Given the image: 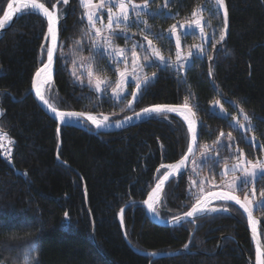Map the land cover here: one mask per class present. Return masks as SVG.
Returning a JSON list of instances; mask_svg holds the SVG:
<instances>
[{
	"label": "trees",
	"instance_id": "trees-1",
	"mask_svg": "<svg viewBox=\"0 0 264 264\" xmlns=\"http://www.w3.org/2000/svg\"><path fill=\"white\" fill-rule=\"evenodd\" d=\"M8 1L0 0V15ZM39 1L48 8L57 4L59 17L65 16L51 87L45 86L47 99L58 109L90 111L112 123L146 106L181 105L187 98L198 119L199 142L187 172L166 185L155 206L160 218L184 213L198 196L221 187V168L239 152L251 160L264 154V0H225L229 30L220 43L224 15L212 0H153L147 6L151 12L136 9L120 24L126 32L111 35L116 45L142 43L149 37L163 50L171 49L168 30L191 18L200 5L213 25V37L202 56L194 57L183 71L156 65L152 79L140 89L129 84L118 99L111 94L117 66L101 48L93 47L95 34L79 1L71 0L69 6L62 0ZM33 13L18 16L0 38V129L14 141H3L11 149L9 158L0 147V264H24L26 256L35 257L31 264H249L232 240L254 259L247 222L230 204H219L229 208L226 213L195 221L190 253L151 260L127 246L118 222L123 207L125 234L136 249L174 251L187 242L193 223L174 228L152 223L143 199L164 172L162 165L185 153L188 131L182 119L160 113L122 132L97 136L66 126L58 136L57 123L30 93L32 75L47 55L46 21ZM90 67L95 77L107 81L99 93L88 87L80 71ZM241 109L250 117L251 129L232 124L233 117L243 120ZM252 185L261 199L264 178L235 192L243 197ZM253 212L264 244V207L255 206Z\"/></svg>",
	"mask_w": 264,
	"mask_h": 264
},
{
	"label": "snow or ice",
	"instance_id": "snow-or-ice-1",
	"mask_svg": "<svg viewBox=\"0 0 264 264\" xmlns=\"http://www.w3.org/2000/svg\"><path fill=\"white\" fill-rule=\"evenodd\" d=\"M17 6L13 7L12 3L8 4V10L4 12L3 18H0V29H3L6 27V22L10 21L13 17V15L16 14H25L30 15L34 14L31 10H35L42 14L44 17L47 18V32L45 33V38L47 39L49 36H51L53 43L51 46L47 47V55L48 60L47 63L43 64V66L37 70L35 77L33 79V88L36 90V96L45 104L48 106V108L55 114L56 118L60 121H64L65 118H73V117H83L84 113H77V112H62L58 111L55 106H53L52 103L49 102L48 99L45 97V86L48 88L51 87V72H52V66H53V53L56 48V35H57V22L59 20V14L56 11L49 10L48 7L45 6L44 3L38 2V0H16ZM69 0H63L64 4H68ZM110 4L111 6L108 7V24L106 26L102 27H96V19L98 18V12L100 9H103L105 5ZM216 5L220 9H223V15H224V28H227L228 24V12L225 5V0H215ZM81 6L85 9L84 15L87 17L88 21V29L90 32H94L95 36L100 37V40L104 42L106 47H111V36H105L104 31L105 28L111 33L113 32V24L116 25L117 28L120 27V21L121 19L126 23L129 20V6L131 5V8L133 11H135L138 8H147L148 6V0H144L142 5L138 4H132L131 0H100L99 3H93V0H80ZM166 6V5H165ZM56 8V5H53V9ZM113 8L116 9V11H113ZM137 16H139V12L136 13ZM193 19L187 23V24H181L179 25L180 28H198L200 30L201 37L205 35L204 28L202 27V17L198 16L197 11L193 10L192 13ZM146 23V22H145ZM102 24V21H101ZM171 34L176 37L177 41V60L179 61L182 57L179 52L180 48V36L177 34V26L173 25L171 26ZM226 31H222L220 35V40L217 41V43H220L225 39ZM147 39V37H145ZM100 41H96L93 44V47H97L99 45ZM149 45H151L152 41H148ZM44 47V45H42ZM135 47V46H134ZM194 47H197L200 49V51H203L202 46L196 45ZM213 47H216L214 44ZM116 54L118 56H123L124 50L119 49L115 50ZM133 73H135L136 68V62L138 60V57L136 53L133 51ZM154 55L161 61L164 62V57L160 55L159 51H154ZM192 55V52L189 51L187 56H184L183 59L187 60L188 57ZM145 60H148L149 57L145 56ZM209 59H213V57H209ZM42 74L44 75V79H41ZM211 69L209 71V75H211ZM89 77L91 78L93 76V72L90 70L88 72ZM129 75L127 70L120 73L121 77H126ZM153 76H155V73H153ZM148 80V77L144 78L143 82H140L138 80L137 82V89H140L142 86V83H146ZM91 83V79L89 81ZM106 80L97 79L95 81V87L97 91H100L101 85L106 84ZM123 86L121 82H117L116 87L113 88V94L114 96L119 97L120 93L123 91ZM136 93H133V96H135ZM131 101H129V106L131 105ZM218 104L219 101H216ZM184 109H187L189 113H191V108L188 105L187 98L185 100V104L183 105ZM167 112H177L180 111L177 107L169 106V105H155L149 108H145L142 110L143 114H150V113H156L160 114L163 111ZM3 113V109L0 108V114ZM137 117L141 115V113L135 114ZM194 115V113H192ZM241 115L243 116V119L245 121H248L247 127L249 129L252 128L251 125V119L250 117L243 112V109H241ZM88 120L92 122L97 128L101 127L105 121L108 120L107 116H104L102 119H97L94 116L89 115L87 117ZM126 119H130L127 118ZM186 120H188L189 124V131L193 134V140L195 139L196 135V129H195V121L189 120L188 117H185ZM233 119L236 121L237 124H239L241 127H245L244 124H240V121L237 120L235 117ZM117 126H119V121H117ZM59 131V128H58ZM223 135V134H221ZM229 138H231V134L229 133ZM7 140L9 144H13L14 141L11 140L8 137V134L3 131V129H0V147H3V141ZM189 153L192 151L191 145H189L188 149ZM205 151H207V146H205ZM239 152V150H238ZM203 156L204 153H201ZM187 159V154H185V157L182 158L179 162H177L174 165H162V167L169 168L171 171L165 172L162 177H160L156 183L155 188L153 189V192L149 194V199L144 201V203L148 206L149 211L155 212L156 208L154 207V204L160 200V193L163 191L165 182L168 181L172 176H174L177 172H179L184 164L185 160ZM227 165H225V168L227 169ZM232 170L240 171V176H233L230 181H227V189L226 191L221 192H214V193H208L207 196L201 195L200 198L197 199L196 203L193 205L192 209L184 214V217H173V222L179 223L181 219L192 217L196 213H202L205 211H229V208L223 207V208H208L207 207V200L208 197H213L218 200L222 201H235L237 205L240 206L241 209L247 214L248 223L249 226L252 229L253 233V240L256 242V264H264V250H262V246L260 244L258 235H257V220L253 217V208L255 206L264 207V192H261L262 199L259 201L255 200V191L252 193V199H249L248 194L244 195L243 200L240 199L239 196L235 195V191L237 188H239L240 184L247 185L250 182H255L259 178H264V160H248L246 157H244V154L242 152H239L238 161L236 164L232 165ZM159 171V169L157 170ZM227 173L225 172V175ZM202 183V182H201ZM201 192L203 193V188H201ZM153 196H155V199H153ZM65 217L68 216V213L66 212ZM185 248L188 247L187 244L184 245ZM152 255H155L153 253ZM35 257L26 256L24 259V264H31V261L34 260Z\"/></svg>",
	"mask_w": 264,
	"mask_h": 264
},
{
	"label": "water",
	"instance_id": "water-1",
	"mask_svg": "<svg viewBox=\"0 0 264 264\" xmlns=\"http://www.w3.org/2000/svg\"><path fill=\"white\" fill-rule=\"evenodd\" d=\"M63 1V0H62ZM153 0H148V5L151 4ZM38 2H41L38 0ZM71 0H69L68 2V6L70 4ZM132 4H138V5H142L144 1L138 3V2H135L133 0H131ZM9 3H12L13 4V7H16L17 6V2L16 0H9L5 7L3 8V13L0 15V18H3V14L5 11L8 10V4ZM56 5V4H54ZM225 5H226V2H225ZM46 6V5H45ZM131 6V5H130ZM47 7V6H46ZM143 8V7H142ZM142 8H138V9H142ZM49 10L51 11H56L58 12L57 10V7L55 9H53V6L52 8L49 7ZM33 12H35L37 15H40L45 21H46V29L45 31L47 32V18L44 17L42 14H40L39 12L35 11V10H32ZM223 11V9H222ZM228 12V11H227ZM22 14H16V15H13L12 19L8 22H6V27L3 28V29H0V38L4 36L5 32L10 29L12 27V25L15 23V19L20 16ZM65 16H61V18L59 17V20L57 22V35H56V40H55V43H56V48L54 50V53H53V66H52V72H51V80L53 79V75H54V72H55V69H56V57H57V50H58V47H59V40H60V25H61V22L63 21ZM228 30H229V16H228V24H227V28L224 30L226 31V36H225V39L227 38V34H228ZM225 39L223 41H225ZM44 41L47 42V47L48 46H51V44L53 43L52 41V38L51 36H49L47 39L45 38V35H44ZM46 54H47V51H46ZM47 60H48V55H46V58L44 60L43 63L40 64V67L38 69H40L43 64L47 63ZM37 69V70H38ZM37 70L33 73L32 75V82H31V86H30V93L32 95V97L34 98V100L37 102V104L39 105L40 109L43 110L53 121H55V123H57V127H56V132H57V135H59L60 133V129L62 127L66 128V126H72V127H75V128H80L82 130H85L87 131L88 133H93L94 135H97L99 136L101 134V132H105V133H112V132H122L130 127H134L138 122L144 120V119H147V117L151 116V115H157L156 113H150V114H143L142 113V110L143 109H140V110H137L135 111V113H132L128 116H126L127 118H130V119H126V117H124L123 119H121L119 121V126H117V122H110V121H105L104 124L97 128L94 124H92V122L90 120L87 119V117L89 115L91 116H94L96 117L97 119H102L103 117H98L97 114L93 113V112H82V111H72V110H60L58 109L57 107V110L58 111H62V112H77V113H84L85 115L83 117H73L71 119L69 118H65V120L62 122L60 120H58L55 116V114L48 108L47 105H45L37 96H36V90L35 88H33V79L35 77V74L37 72ZM41 79H44V75L42 74L41 76ZM46 97V95H45ZM47 99V97H46ZM50 102V100H49ZM51 103V102H50ZM155 105H168V104H154V105H149V106H146L145 108H149V107H152V106H155ZM183 105L184 104H181V105H177V104H169V106H174V107H177L178 109H180V111H177V112H167L166 110L161 112V113H164V114H172L180 119L183 120L184 124H185V127L188 131V145H187V148L186 150L184 151L185 153L183 154V156L176 160V161H173L172 163L170 164H163V165H174L176 164L177 162H179L182 158L185 157V154H187V159L185 160V164L183 166V168L177 172L174 176H172L168 181L165 182V186H164V189L163 191L159 194L160 195V200L158 202H156L154 204V207L159 204L161 201H162V197L164 195V192H165V187L168 183H170L173 179H177L178 177H180V175L184 174V172H187L189 166H190V162L193 160V158L195 157V154H196V149H197V146H198V137H199V129H198V119L197 117L194 115H192V113H194L191 109V113L188 112L187 109H184L183 108ZM53 106H55L53 104ZM144 108V109H145ZM136 113H141V115L139 117H137L135 114ZM188 117L189 120H194L195 121V129H196V135H195V139L193 140V134L189 131V124H188V120L185 119V117ZM58 128H59V131H58ZM189 145H191L192 147V151L189 153L188 149H189ZM58 149L61 147L60 146V138L58 140ZM165 170L164 172L161 174L160 177H162L164 175L165 172H168V171H171V169L169 168H165L163 167ZM158 178V179H159ZM158 179L156 180V182L154 183V185L150 188V191L147 193L146 197L143 199V205H144V212L146 213V217L147 219L152 222V223H155L159 226H165V227H177V226H180L186 222H190V223H193L194 224V227H193V230L191 231V234L187 240V242L185 244H189L193 235H194V231L196 230V220L198 218H203V217H207L211 214H220L221 212L223 213H226L228 211H216V212H212V211H205V212H202V213H196L194 214L192 217H187V218H183L181 219V221L179 223H176V222H173V217H170V218H160L156 212H151L149 211L148 209V206L144 203V201L148 200L149 199V194L153 192V189L155 188L156 186V183L158 181ZM221 191H226L225 189H222L221 187H214L213 189H210L208 190L207 192L201 194V195H204V196H207L208 193H214V192H221ZM235 195L239 196L236 192L234 193ZM200 195V196H201ZM200 196L197 197L200 198ZM241 200H243V197L242 196H239ZM153 199H155V196H153ZM196 199V201H197ZM196 201L188 208L186 209V211L184 213H181V214H178V215H174V217H184V214L189 212L193 205L196 203ZM222 203V204H230V205H233L235 208H237L240 213L242 214L243 218L246 219V222H247V231L249 232V235H250V242L252 243V246H253V254H254V259L251 260L249 259L248 255L244 253V251L241 249V246H240V243H238L236 241L235 238H232V240L235 241V243H237L239 249H240V252L241 254H243L244 257H246L247 261L249 264H256V247H257V244L256 242L253 240V233H252V229L251 227L249 226V223H248V218H247V214L243 211V209L240 208L239 205H237L235 203V201H222V200H218V199H215L213 197H208V200H207V207L208 208H223L222 206H219V204ZM123 210H124V207L120 209V211L118 212L119 215H118V222H119V225L121 226V231H122V236L124 238V241L125 243L127 244L128 247L132 248L134 250L135 253L139 254V255H144V256H148L149 258H151V260L153 259H159V258H164V257H172V256H176L177 254L181 253V252H184V253H187V252H191V250H189V245L187 248H185L184 246L181 247L180 249H175L174 251H164V252H155V251H152V252H148V251H143V250H138L136 249L135 247H133L130 243V241L128 240L126 234H125V225H123ZM253 217L257 220V235H258V238H259V241H260V244L262 246V250H264V244L263 242L261 241V235H260V230H259V226H260V220L257 218L256 215H254V212H253ZM224 236H221L220 240L223 238ZM184 244V245H185ZM219 249V247H218ZM153 253H155V255H152ZM262 259H264V257H262Z\"/></svg>",
	"mask_w": 264,
	"mask_h": 264
},
{
	"label": "rangeland",
	"instance_id": "rangeland-1",
	"mask_svg": "<svg viewBox=\"0 0 264 264\" xmlns=\"http://www.w3.org/2000/svg\"><path fill=\"white\" fill-rule=\"evenodd\" d=\"M80 3V0H78ZM100 0H93V3H99ZM214 7L219 8L218 5H216L215 0H212V2ZM111 6L110 4L105 5V7L103 9H100L98 12V18L96 19V27H102L106 26L108 24V7ZM57 7V4H56ZM144 9L146 12H151L149 9L147 8H142ZM141 9V10H142ZM58 10V14H59V9L57 7ZM194 10L197 11L198 16L202 17V27L204 28V32L205 35L203 36V38L201 37L200 34V30L198 28H180L179 25L181 24H187L189 23L192 19L193 16L187 20H183V21H179L177 22L176 26H177V34L180 36V48H179V52L181 55V59L178 61L177 60V52H178V48H177V41H176V37L174 35L171 34V31L168 30L167 32V36L171 37L173 39L174 45L171 47H168L167 50H163L156 42H153L152 38L147 37V39H145L142 43H140L139 41H134L131 45H116L115 43H113V40H111V47H106L104 42L100 40V37H95L94 36V32H91L92 35L94 36L93 40L96 41H100L99 45L97 48H101V51H103V53L108 56L109 59H112L115 63V66H117L116 68V74L118 77L117 82H121L122 86H123V91L120 93L119 97L114 96L113 94V89L111 91V94L113 97H115L116 99L120 98L123 94H125L126 92H128V90L130 89V85L129 84H137L138 80L140 82L144 81L145 77H148V80L152 79L153 73L156 74L155 70L153 69L154 66L156 65H160V66H164V65H170L171 67L175 68V69H180V70H184L186 67H188L193 58L194 57H201L202 54L205 51V46L208 44V42L210 41V39L213 37V29H212V24L209 23V18L207 17V12L203 11V7L200 5L196 8H194ZM85 11V9H84ZM113 11H116L115 8H113ZM134 12L131 8V6H129V15H131V13ZM85 13V12H84ZM193 13V11H192ZM85 16V15H84ZM130 17V16H129ZM61 18V17H60ZM85 18H87L85 16ZM102 21V24H101ZM121 23H125L122 19L120 21ZM105 30L107 31L106 36H111L112 34L115 33H123L126 32V29H121V28H117L115 24H113V32H109L106 28ZM192 34H194L195 36H197V40L193 39V37L191 36ZM189 36L190 39H186L187 36ZM145 38V37H144ZM152 41L151 45H149L148 41ZM196 45L202 46L203 51H200V49H198L197 47H194ZM135 46V47H134ZM115 50H119V49H123L124 50V54L123 56H118L116 54ZM100 50V49H99ZM133 51L136 53L138 60L136 62V68H135V73H133ZM154 51H159L160 55L164 57V62H161L155 55H154ZM189 51L192 52V55L190 57H188L187 60H184L183 57L187 56V54L189 53ZM147 56L149 57L148 60H145L144 57ZM93 71V69L90 67V69L88 68L87 71L85 68H81L80 71H82L85 75L87 76V81L86 84L88 85V87H90L92 90H94L95 92L99 93L103 90L104 88V84L101 85L100 91L96 90L95 87V81L97 79H101V80H105V77L103 76V78H100L101 76H96L93 75L95 78H93V76L90 78L88 75L89 71ZM125 70H127V72L129 73V75H127L126 77H121L120 73L124 72ZM91 79V83L89 82ZM147 80V81H148ZM117 84V83H116ZM145 84V83H142ZM116 87V85H115ZM114 87V88H115ZM232 124L240 127L241 130L245 131L248 127L247 124L248 122L245 121L244 119L240 122V124H244L245 127H241L239 124L236 125V121H232ZM245 138L247 141H251V138L247 135H245ZM6 141V140H4ZM244 157H246V159L251 160L250 158H248L245 154ZM264 160V154L260 157H256L255 159H253L252 161H256V160ZM238 161V156L235 158V160L231 161L229 164H226L228 167L227 169L225 168V165L221 168L220 173L222 175L225 176V181L221 184V188L228 190L227 189V181H230L231 178L235 175V176H240L241 172L240 171H233L232 170V165L236 164ZM225 172L227 173L225 175ZM232 173L230 176L229 174ZM244 184H240L239 188L237 189H243ZM243 186V187H242ZM253 191H255V185H252L250 187L249 190H245L243 191V197L245 194H248L249 199H252V193ZM262 199V197H261ZM260 198H257L255 196V200L259 201L261 200ZM255 210V207L253 208V211Z\"/></svg>",
	"mask_w": 264,
	"mask_h": 264
},
{
	"label": "built area",
	"instance_id": "built-area-1",
	"mask_svg": "<svg viewBox=\"0 0 264 264\" xmlns=\"http://www.w3.org/2000/svg\"><path fill=\"white\" fill-rule=\"evenodd\" d=\"M1 149H2V153L4 154V156L6 158H9L11 154V151H10L11 149L8 147V145L3 142V147H1Z\"/></svg>",
	"mask_w": 264,
	"mask_h": 264
},
{
	"label": "flooded vegetation",
	"instance_id": "flooded-vegetation-1",
	"mask_svg": "<svg viewBox=\"0 0 264 264\" xmlns=\"http://www.w3.org/2000/svg\"><path fill=\"white\" fill-rule=\"evenodd\" d=\"M199 219V218H198Z\"/></svg>",
	"mask_w": 264,
	"mask_h": 264
}]
</instances>
